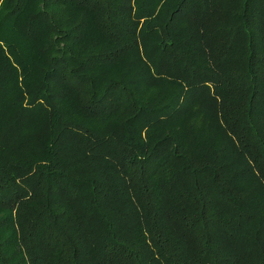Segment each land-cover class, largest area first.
Returning a JSON list of instances; mask_svg holds the SVG:
<instances>
[{
    "label": "trees",
    "instance_id": "trees-1",
    "mask_svg": "<svg viewBox=\"0 0 264 264\" xmlns=\"http://www.w3.org/2000/svg\"><path fill=\"white\" fill-rule=\"evenodd\" d=\"M0 264H264V0H0Z\"/></svg>",
    "mask_w": 264,
    "mask_h": 264
}]
</instances>
